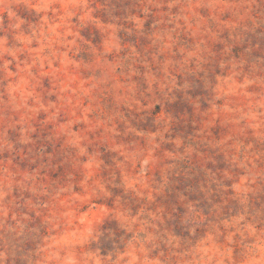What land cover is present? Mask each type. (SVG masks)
Masks as SVG:
<instances>
[{
	"label": "rangeland",
	"instance_id": "obj_1",
	"mask_svg": "<svg viewBox=\"0 0 264 264\" xmlns=\"http://www.w3.org/2000/svg\"><path fill=\"white\" fill-rule=\"evenodd\" d=\"M0 264H264V0H0Z\"/></svg>",
	"mask_w": 264,
	"mask_h": 264
}]
</instances>
